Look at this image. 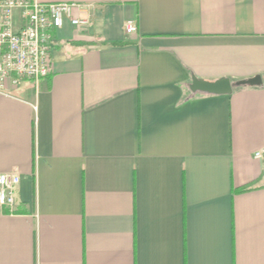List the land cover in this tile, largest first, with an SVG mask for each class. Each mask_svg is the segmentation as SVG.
Segmentation results:
<instances>
[{
  "label": "crops",
  "instance_id": "1",
  "mask_svg": "<svg viewBox=\"0 0 264 264\" xmlns=\"http://www.w3.org/2000/svg\"><path fill=\"white\" fill-rule=\"evenodd\" d=\"M38 1L89 24L0 93V264H264V0Z\"/></svg>",
  "mask_w": 264,
  "mask_h": 264
},
{
  "label": "built area",
  "instance_id": "2",
  "mask_svg": "<svg viewBox=\"0 0 264 264\" xmlns=\"http://www.w3.org/2000/svg\"><path fill=\"white\" fill-rule=\"evenodd\" d=\"M84 11L85 5L80 3L0 0V93L9 90V83L18 87L25 80L49 77L54 33L66 20L74 26H87L89 19L81 16ZM136 30L134 22L128 21L126 31ZM255 156L263 158L264 148ZM20 180L18 173H0V214L16 204Z\"/></svg>",
  "mask_w": 264,
  "mask_h": 264
},
{
  "label": "water",
  "instance_id": "3",
  "mask_svg": "<svg viewBox=\"0 0 264 264\" xmlns=\"http://www.w3.org/2000/svg\"><path fill=\"white\" fill-rule=\"evenodd\" d=\"M262 83V78L260 76H255L248 80L238 81L232 83L229 79L223 78L217 81H205L193 78L191 89L193 91H202L211 94H230L232 93L234 86L249 85L257 86Z\"/></svg>",
  "mask_w": 264,
  "mask_h": 264
},
{
  "label": "trees",
  "instance_id": "4",
  "mask_svg": "<svg viewBox=\"0 0 264 264\" xmlns=\"http://www.w3.org/2000/svg\"><path fill=\"white\" fill-rule=\"evenodd\" d=\"M247 188H243L242 190H246Z\"/></svg>",
  "mask_w": 264,
  "mask_h": 264
}]
</instances>
